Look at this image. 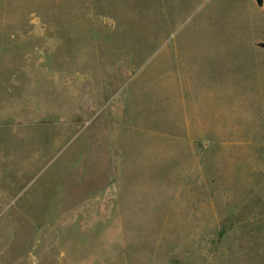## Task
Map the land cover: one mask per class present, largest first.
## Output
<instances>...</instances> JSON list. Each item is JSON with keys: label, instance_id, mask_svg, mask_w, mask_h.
Instances as JSON below:
<instances>
[{"label": "rangeland", "instance_id": "374dc122", "mask_svg": "<svg viewBox=\"0 0 264 264\" xmlns=\"http://www.w3.org/2000/svg\"><path fill=\"white\" fill-rule=\"evenodd\" d=\"M0 264H264V0H0Z\"/></svg>", "mask_w": 264, "mask_h": 264}]
</instances>
